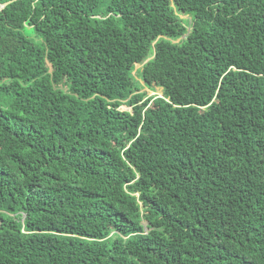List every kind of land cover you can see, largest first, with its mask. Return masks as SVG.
<instances>
[{"label": "trees", "instance_id": "1", "mask_svg": "<svg viewBox=\"0 0 264 264\" xmlns=\"http://www.w3.org/2000/svg\"><path fill=\"white\" fill-rule=\"evenodd\" d=\"M0 264H264V0H0Z\"/></svg>", "mask_w": 264, "mask_h": 264}, {"label": "rangeland", "instance_id": "2", "mask_svg": "<svg viewBox=\"0 0 264 264\" xmlns=\"http://www.w3.org/2000/svg\"><path fill=\"white\" fill-rule=\"evenodd\" d=\"M182 18H190L189 16H186V15H181ZM179 39H176L174 41H178ZM141 65L140 64H137L135 65L134 69H138ZM145 91H147V94L148 95H152V94H157L158 96L161 95V90L159 88H156L155 91H150L148 89L145 88ZM120 109H129V107L127 106H121Z\"/></svg>", "mask_w": 264, "mask_h": 264}, {"label": "water", "instance_id": "3", "mask_svg": "<svg viewBox=\"0 0 264 264\" xmlns=\"http://www.w3.org/2000/svg\"><path fill=\"white\" fill-rule=\"evenodd\" d=\"M5 4H2L1 7H3Z\"/></svg>", "mask_w": 264, "mask_h": 264}]
</instances>
